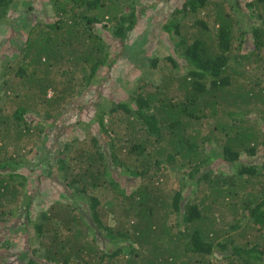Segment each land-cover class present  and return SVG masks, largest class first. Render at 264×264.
I'll use <instances>...</instances> for the list:
<instances>
[{"label": "trees", "instance_id": "1", "mask_svg": "<svg viewBox=\"0 0 264 264\" xmlns=\"http://www.w3.org/2000/svg\"><path fill=\"white\" fill-rule=\"evenodd\" d=\"M37 2L0 0L20 41L0 66V264H264V0ZM147 18L176 57L102 108ZM92 87L97 134L49 153Z\"/></svg>", "mask_w": 264, "mask_h": 264}, {"label": "rangeland", "instance_id": "2", "mask_svg": "<svg viewBox=\"0 0 264 264\" xmlns=\"http://www.w3.org/2000/svg\"><path fill=\"white\" fill-rule=\"evenodd\" d=\"M32 0H23V3H21L20 7H28V5L31 3ZM25 2V4H24ZM37 2V0H36ZM38 3V2H37ZM19 7V6H18ZM39 9L41 8V5H38ZM35 16V12L34 15ZM157 16V15H156ZM154 32L153 34H149L151 32ZM141 36H138L132 32V35L129 38L130 46L137 47L136 49L138 51H141L140 58L136 55L128 56L132 59L128 58L127 56V63L125 64V68H123L121 65L122 63H125L126 57L120 61V64L116 70L109 74V79L107 81V87L103 90L104 95L101 96L103 99L101 101L102 108H105V106H108L109 100H114L117 98H123V96L128 94L126 85H129L130 79H131V86L137 87V85L142 81H148L149 78L142 74V71L139 69V66L142 65V63L147 64L149 67L151 66V63L149 59L152 57H157L159 59V65H162L164 61H167L166 65L170 64V61L167 60L169 56L172 54L175 55L173 51V42L169 39V37L165 34H160L156 31L155 26H152L149 23V19H143L140 26ZM10 30L6 25L0 26V66L2 64L3 60H6L7 57L5 54L7 53H16L18 44L20 41L14 40L12 36H10ZM140 35V34H139ZM139 39H143V44L137 45V42ZM134 44V45H133ZM132 52V51H131ZM1 68V67H0ZM137 72V74L135 73ZM95 87H92L91 91H85L83 94H80L78 98L81 99L80 102L82 104H88V107L81 110V113H78L76 110L71 111V115H64L61 117V119L58 122V125L61 127L64 123H72L75 122L74 125L69 127L67 130L64 131V133L59 134L57 136L56 132L54 134H50L49 136H46L45 144L50 148L49 153L53 154L54 151L57 149L56 147L58 145L65 146L66 144H70V147L73 149L76 146H80L82 144H85L88 141H91V138L97 134V131L95 130V126L97 121L92 120L96 115V108L92 104L93 101L96 99V93H94L93 89ZM99 111V108L98 110ZM66 118V119H65ZM65 119V120H62ZM57 128V127H56ZM95 132V133H94ZM94 133V134H92ZM59 148V147H58ZM64 148V147H63ZM263 153V152H262ZM42 156H45L43 151H40L38 154V159H35L34 162H36V171H42ZM243 156L246 157L244 154ZM226 160H223L221 158H218L214 164L220 165L222 168L227 166ZM27 167L25 166L24 169ZM37 174L36 172L34 175ZM119 178L122 179V173L119 174ZM45 182L42 185V189L40 188L39 194H41L42 198L45 196L50 198H53L54 196H57L60 191L62 190V178L58 175L51 176V177H45ZM130 184L132 186V191L139 185V181H137L134 178H130ZM60 188V189H59ZM66 198V196H64ZM101 198L104 203H109L110 200H114V196L108 192H104L101 194ZM41 199V198H40ZM38 202V201H36ZM14 207V205L12 204ZM23 213H25L23 211ZM25 216L20 215L18 213L13 217L14 221V227L18 230H20L22 227L18 222V219H23Z\"/></svg>", "mask_w": 264, "mask_h": 264}]
</instances>
